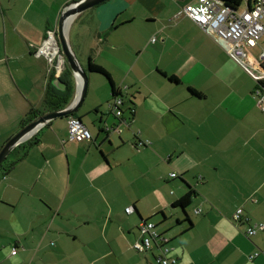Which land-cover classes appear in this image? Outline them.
<instances>
[{"label": "crops", "instance_id": "0c3cea01", "mask_svg": "<svg viewBox=\"0 0 264 264\" xmlns=\"http://www.w3.org/2000/svg\"><path fill=\"white\" fill-rule=\"evenodd\" d=\"M72 1L0 0V150L31 113L33 121L53 110L47 97L61 90L60 78L69 100L75 95L67 62L58 74L36 54ZM193 1L107 0L74 15L68 39L89 77L75 115L93 138L70 140L68 119H53L29 138L27 156L0 174V264H160L161 244L132 247L148 219L161 234L170 231L178 264H264L263 252L251 258L264 250V230L249 237L248 223L234 220L242 207L264 222L257 83L225 40L179 14ZM262 45L250 51L256 68ZM90 59L113 85L89 70ZM114 88L124 98L121 118L108 108ZM183 179L196 191L191 227L173 207L188 190ZM160 212L166 218L154 219Z\"/></svg>", "mask_w": 264, "mask_h": 264}, {"label": "built area", "instance_id": "2783aa9c", "mask_svg": "<svg viewBox=\"0 0 264 264\" xmlns=\"http://www.w3.org/2000/svg\"><path fill=\"white\" fill-rule=\"evenodd\" d=\"M179 14L190 17L214 39L227 42L226 49L231 58L256 80L257 86L254 94L257 106L264 112V0H253L251 5L247 4L239 10L228 7L221 0H196L184 5ZM58 29L59 23H56L54 27L47 30L46 38L36 47V54L45 56L53 70L61 74L66 67V58L61 50ZM261 40H263L259 54L261 67L256 68L249 60V55L252 49L260 45ZM123 106L124 98L121 94L108 101L109 111L119 118L123 115ZM67 119L70 140L80 142L93 138L92 131L80 117L73 114ZM171 175L177 176V173L172 172ZM133 210L132 205L126 207L128 213ZM196 211L199 212L200 209ZM234 220L248 223L246 234L249 237L264 230V222L251 221L242 207L237 209ZM139 232V238L132 244L133 248L137 251L148 252L156 243L161 244L162 252L158 257L159 263L178 264V257L172 254L174 247L167 243L169 239L165 233L161 234L157 230L155 222L149 219L142 220L139 223ZM262 252L264 253V250L254 252L251 258L259 256ZM12 253L16 254L17 249H13Z\"/></svg>", "mask_w": 264, "mask_h": 264}, {"label": "water", "instance_id": "95a60500", "mask_svg": "<svg viewBox=\"0 0 264 264\" xmlns=\"http://www.w3.org/2000/svg\"><path fill=\"white\" fill-rule=\"evenodd\" d=\"M105 1L107 0H75L69 3L62 10L59 19L58 37L61 50L66 58V62L72 69L76 87L75 95L73 99L69 101L67 106L62 109L50 110L45 114H40L36 119L28 123L17 134L9 139L0 150V165L17 146L31 138L38 131V129H40L47 122L56 118H68L70 115L75 114L81 107L88 93L89 77L87 70L83 68L70 45L67 27L69 26L74 15ZM58 83V88L63 91H67L69 88L68 84L61 78L59 79ZM110 129L111 127H105L102 129V131L107 132Z\"/></svg>", "mask_w": 264, "mask_h": 264}, {"label": "trees", "instance_id": "16d2710c", "mask_svg": "<svg viewBox=\"0 0 264 264\" xmlns=\"http://www.w3.org/2000/svg\"><path fill=\"white\" fill-rule=\"evenodd\" d=\"M221 1H223L225 5H227L228 7L232 8L234 10L241 9L243 7L244 3H246V5L247 4L251 5L253 2V0H221ZM46 36H47V34H46ZM89 70L91 72L100 73V74L106 76L109 79L110 83L113 85L110 74L103 67L96 64L92 59H90V62H89ZM171 79L173 81H176V82L179 81V79L177 77H171ZM191 90H192L193 94L198 95V96L201 95L200 92H198L197 90H195L193 88ZM118 94L119 93L114 88L112 98H114V96H116ZM69 101L70 100H69L68 93H66L65 91H62V90L50 91L48 94V97H47V104L53 110L64 108L65 106H67ZM33 114L34 113H31V116L27 120L24 121L25 124H28L29 122L32 121V119L34 117H36V114H34V116H32ZM31 145H32V142L29 139V140L21 143L19 146H17L9 154V156L6 158V160L0 165V174L1 175H7L9 170H11L17 162H19L20 160L25 158V156H27ZM183 182H185L187 184L188 190L177 202H175L173 204V207H180V209L183 211V214L185 215L184 220L188 221L190 224V227H191L193 225V222H192L191 218L189 217V213H188L187 209L190 206V204L192 203V200H193L194 196L196 195V191L184 179H183ZM161 214L164 216V218H166L165 212H161ZM178 222L180 223V221H178Z\"/></svg>", "mask_w": 264, "mask_h": 264}, {"label": "rangeland", "instance_id": "374dc122", "mask_svg": "<svg viewBox=\"0 0 264 264\" xmlns=\"http://www.w3.org/2000/svg\"><path fill=\"white\" fill-rule=\"evenodd\" d=\"M181 1V3L182 2H185V0H180ZM245 4V3H244ZM244 7V6H243ZM59 23V22H58ZM197 24V23H196ZM47 34V33H46ZM46 37V36H45ZM257 51H258V49L257 48H254V49H252V52L256 55L257 54ZM106 78V80L108 81V79H107V77H105ZM253 78V77H252ZM254 79V78H253ZM255 80V79H254ZM256 81V80H255ZM108 84H110L109 83V81H108ZM256 89V88H255ZM255 89H254V91H255ZM254 96H256L255 94H254ZM89 99V98H88ZM256 103H257V100H256ZM75 115V114H74ZM88 115H84V119L85 120H87L88 121V117H87ZM112 118H113V116H112ZM117 128V127H116ZM118 129V128H117ZM115 132V131H114ZM29 140V139H28ZM189 209V211H190V209H191V206L188 208ZM160 217H162V214H161V212L158 214V215H156L155 216V218L154 219H157V220H159L160 219ZM161 225L159 226V228L161 227V226H164L165 225V223H160ZM169 233H170V231H168ZM166 233V235L167 234H169V233Z\"/></svg>", "mask_w": 264, "mask_h": 264}, {"label": "bare ground", "instance_id": "6f19581e", "mask_svg": "<svg viewBox=\"0 0 264 264\" xmlns=\"http://www.w3.org/2000/svg\"><path fill=\"white\" fill-rule=\"evenodd\" d=\"M68 28V27H67Z\"/></svg>", "mask_w": 264, "mask_h": 264}, {"label": "clouds", "instance_id": "9594fccd", "mask_svg": "<svg viewBox=\"0 0 264 264\" xmlns=\"http://www.w3.org/2000/svg\"><path fill=\"white\" fill-rule=\"evenodd\" d=\"M82 120V119H81Z\"/></svg>", "mask_w": 264, "mask_h": 264}]
</instances>
